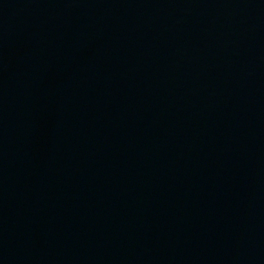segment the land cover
I'll return each instance as SVG.
<instances>
[{
    "label": "water",
    "instance_id": "95a60500",
    "mask_svg": "<svg viewBox=\"0 0 264 264\" xmlns=\"http://www.w3.org/2000/svg\"><path fill=\"white\" fill-rule=\"evenodd\" d=\"M0 264H264V0H0Z\"/></svg>",
    "mask_w": 264,
    "mask_h": 264
}]
</instances>
